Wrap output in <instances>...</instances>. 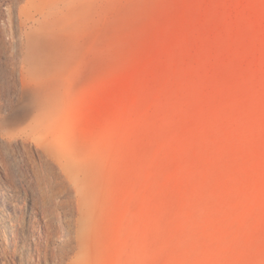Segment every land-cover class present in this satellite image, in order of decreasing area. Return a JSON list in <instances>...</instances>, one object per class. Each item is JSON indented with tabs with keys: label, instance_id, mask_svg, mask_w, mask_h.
Returning a JSON list of instances; mask_svg holds the SVG:
<instances>
[{
	"label": "rangeland",
	"instance_id": "rangeland-1",
	"mask_svg": "<svg viewBox=\"0 0 264 264\" xmlns=\"http://www.w3.org/2000/svg\"><path fill=\"white\" fill-rule=\"evenodd\" d=\"M40 103L94 199L85 234L20 126ZM83 244L82 264H264V0H0V264Z\"/></svg>",
	"mask_w": 264,
	"mask_h": 264
},
{
	"label": "bare ground",
	"instance_id": "bare-ground-1",
	"mask_svg": "<svg viewBox=\"0 0 264 264\" xmlns=\"http://www.w3.org/2000/svg\"><path fill=\"white\" fill-rule=\"evenodd\" d=\"M44 40L45 39L43 37L37 38L35 43L32 45V56H28V59L26 61V63L30 67L29 73L34 80H38L42 77L47 76L45 65L48 60L47 58H45L46 56H41L47 50L44 45ZM51 119V106L47 103H40L36 105L31 115H28V117L21 121L20 126L25 125L24 129L30 133V136H32V138L34 139L36 146L39 150H41L43 156L46 157L45 163L48 172L51 173L50 178L53 179L56 177L65 189L69 186H72V184L78 187L77 193L80 196L81 207L79 213V231L81 234H85L90 228V222L92 219L90 209L94 204V199L92 198L91 191H89L87 188L85 189L83 180L79 175V169L73 164L70 147L67 146L69 139L63 136L54 137L55 135L52 130L53 124L51 122ZM33 174L35 178L43 180L45 183H47L46 175L42 170L39 172L38 168L36 167L34 168ZM71 192L72 191L70 190V193ZM72 194L73 202H75L74 190ZM75 213L76 210L74 214ZM59 221H62V219H60ZM61 224L60 226L62 230L60 234H62L61 240H63L66 237V231L64 228H62ZM84 248V244L73 248V251L76 252V260L73 264H82L79 259L85 253Z\"/></svg>",
	"mask_w": 264,
	"mask_h": 264
}]
</instances>
